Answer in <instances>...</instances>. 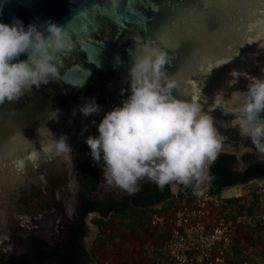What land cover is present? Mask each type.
<instances>
[{"label": "water", "instance_id": "water-1", "mask_svg": "<svg viewBox=\"0 0 264 264\" xmlns=\"http://www.w3.org/2000/svg\"><path fill=\"white\" fill-rule=\"evenodd\" d=\"M167 3L169 11L164 10L161 0H9L4 5L0 20L5 23L16 17L25 26L30 22L51 20L64 27L72 40V48L61 56L62 72L81 64L91 70V76L82 88L63 81H50L39 89L34 87L31 93L17 101L0 105V154L3 155L0 163V251L15 246L20 237L28 234L27 217L16 204L21 190L45 187L53 176L66 177L69 182L65 200L75 211L80 204V166L87 163L102 171L93 161L85 139L98 135L96 125L103 115L120 105L129 94L125 91L121 95V89L128 88L124 82L129 61L126 49L155 45L153 41L159 39L158 34L170 25L171 30L165 38L168 43L190 32L198 37L194 44L182 43L177 50L166 49L174 59L165 69L178 81L177 95L182 98L196 96L203 110L210 111L217 121L223 142L209 167V175L221 155L240 158L255 151L250 138H241L236 128L220 126L221 121L230 122L234 116L222 114L220 108H215V94L222 87L225 95L234 89L244 90L251 78L264 75V32L260 26L250 27L251 34L246 40L238 41L236 36L262 18L258 0H167ZM157 7L160 11L155 10ZM99 48L101 67L97 68L87 61L85 52ZM208 55L219 58L202 76L192 78L194 70ZM116 56L123 63L114 67ZM25 58L24 55L20 57ZM227 80L234 81L231 88L225 84ZM92 97L102 107L99 115L83 117L78 110L73 115V110L78 109L84 98ZM46 109H59L57 119L46 120L49 115ZM85 127L87 130L83 131ZM52 134L57 139L68 136L72 161L42 158L38 167L28 164L23 173H17L10 161L19 155H9L14 139L17 146L21 139H27L30 146L27 155L34 147L39 150L40 144L50 142ZM149 182L145 179L139 184ZM202 189L211 191L206 185ZM228 190L222 189V196L229 197L225 194ZM178 194L179 190L173 195ZM23 229L27 231L22 233Z\"/></svg>", "mask_w": 264, "mask_h": 264}, {"label": "clouds", "instance_id": "clouds-1", "mask_svg": "<svg viewBox=\"0 0 264 264\" xmlns=\"http://www.w3.org/2000/svg\"><path fill=\"white\" fill-rule=\"evenodd\" d=\"M8 2L0 0V15ZM262 24L264 20H258L250 27ZM71 48V38L54 21L25 26L16 17L9 23L0 20V105L17 101L34 87L39 89L50 81L84 87L91 76L90 69L78 64L62 72L61 56ZM166 49L155 45L126 49L129 61L124 82L128 88L121 89V95L125 91L129 94L103 115L96 125L98 135L85 139L93 161L102 169V182L130 195L139 190V182L145 179L161 190L168 186L173 194L191 187L199 195L211 179L209 167L223 142L217 121L210 111L203 110L197 97L177 95L178 81L165 69L174 56ZM100 51L85 52L87 61L97 68L101 67ZM22 55L26 58L20 59ZM122 63L116 56L113 66ZM233 83L225 81L229 88ZM215 96V108L234 116L230 122L221 121L220 126L236 128L239 136L250 138L256 152L264 157V75L251 78L244 90L234 89L225 95L222 87ZM77 110L89 117L99 115L102 107L92 97L84 98L73 115ZM45 111L49 113L46 120H56L60 112ZM86 130L85 127L83 131ZM71 153L68 136L57 139L52 134L50 142L40 144L39 150L34 147L10 164L17 173H23L28 164L38 167L42 158L72 161Z\"/></svg>", "mask_w": 264, "mask_h": 264}, {"label": "flooded vegetation", "instance_id": "flooded-vegetation-1", "mask_svg": "<svg viewBox=\"0 0 264 264\" xmlns=\"http://www.w3.org/2000/svg\"><path fill=\"white\" fill-rule=\"evenodd\" d=\"M220 159L219 157L210 169L211 184L207 183L206 186L211 189L216 184L221 185L222 190L247 183L264 182V171L261 174V170H252L264 161V157L256 150L240 158L234 157L231 161L229 158L225 162ZM220 163L224 165L223 168ZM80 169V204L75 211L72 204L65 200L69 182L66 177L53 176L45 187L21 190L16 204L27 217L28 234L20 237L15 246L0 251V264H103L96 251L87 249L84 245L87 235L86 219L90 214L97 213L103 220L110 215L121 217L137 210H146L148 214V210L158 206L163 208L169 201L164 199L153 204V198L147 196L142 201L146 204L144 207H134L135 195L146 183L139 184V190L130 195L102 183V171L98 167L86 163ZM26 231L23 229L22 233ZM137 241V247L140 248V239L137 238ZM130 242L126 240L128 246H131ZM133 242L134 240L132 244ZM134 255L137 259L136 253Z\"/></svg>", "mask_w": 264, "mask_h": 264}, {"label": "built area", "instance_id": "built-area-1", "mask_svg": "<svg viewBox=\"0 0 264 264\" xmlns=\"http://www.w3.org/2000/svg\"><path fill=\"white\" fill-rule=\"evenodd\" d=\"M237 187H241L240 196L224 197L221 192L202 189L199 195L189 194L168 212H162L164 207H155L156 211L144 219L150 229L142 235L143 255L138 258L144 264H251L248 260L242 263L235 250L239 248L249 256L246 251L251 246H261L264 182L232 186L229 190ZM227 199L229 204L224 201ZM258 264H264V260Z\"/></svg>", "mask_w": 264, "mask_h": 264}, {"label": "rangeland", "instance_id": "rangeland-1", "mask_svg": "<svg viewBox=\"0 0 264 264\" xmlns=\"http://www.w3.org/2000/svg\"><path fill=\"white\" fill-rule=\"evenodd\" d=\"M141 216L143 220L139 224ZM146 217L147 213L137 211L129 212L121 217L110 215L106 220H103V217L97 213L90 214L86 219L87 235L84 245L87 249H94L103 264H135L134 254L136 253L138 257L143 255L141 249L137 247V238L142 240V235L148 233L147 228L150 229L148 223L144 222ZM249 230H251V225H248L247 231ZM260 239V247H252L248 244L247 246L251 248L246 251L257 263L261 260L258 254H264V237ZM126 240L131 241V246H128ZM132 240H134L133 244Z\"/></svg>", "mask_w": 264, "mask_h": 264}, {"label": "snow or ice", "instance_id": "snow-or-ice-1", "mask_svg": "<svg viewBox=\"0 0 264 264\" xmlns=\"http://www.w3.org/2000/svg\"><path fill=\"white\" fill-rule=\"evenodd\" d=\"M161 2H162L164 10L169 11L170 6L168 5L167 0H161ZM258 8L262 10L261 11L262 18L260 20H264V0H258ZM155 10L160 11V7H157ZM249 28L250 26L246 27L243 32L236 34L238 41L246 40L248 38V36L251 34L249 31ZM170 30H171V25L168 28L162 29L161 32L158 34L159 39L154 40L153 43L158 47L163 46V47H166L167 49L177 50L182 46V43H193L194 44L198 40V37L194 33L190 32L185 35H178L174 38V41L172 43H168L165 38L168 36V33ZM260 30L261 32H264V24L260 25ZM140 43L143 44V41H141ZM218 58H219L218 56L214 57L212 55L205 56L202 59L201 63L197 66V68L192 73V78L202 76L203 73L206 72L207 69L211 67L212 64L217 62ZM13 144H14V147L10 149L9 151L10 156L26 155V152L30 148L27 140H24V139L20 140L19 146L15 144V139L13 141ZM2 162H3V155L0 154V163Z\"/></svg>", "mask_w": 264, "mask_h": 264}, {"label": "trees", "instance_id": "trees-1", "mask_svg": "<svg viewBox=\"0 0 264 264\" xmlns=\"http://www.w3.org/2000/svg\"><path fill=\"white\" fill-rule=\"evenodd\" d=\"M220 160L221 161H227V159L229 158L230 161L234 159V156H228V155H221L220 156ZM220 165L222 166V168L224 167V165H222L220 163ZM253 169H258L261 170V174L262 171H264V161H262L260 164H258L257 166H254L252 168ZM252 172V171H251ZM252 174V173H251ZM221 185H215L211 191L219 193L221 191L220 189ZM222 187V186H221ZM193 193V190L191 187L189 188H182L181 191L179 192L178 196H175L171 193V191L169 190L168 186H165L163 190L159 189L155 183L149 182L143 185V188L141 191L137 192L136 196V200L134 201L133 205L135 206H140V207H144V203H142V201L145 198H148L147 196H151L152 202L153 204L162 201L164 199H169L167 205L162 209V212H168L170 211L172 208L176 207L178 204L182 203L184 198L187 197L189 194ZM256 200L258 199V197L255 198ZM225 203L229 204V199L224 200ZM235 201V200H233ZM230 201V202H233ZM242 207H244L242 205ZM149 212L153 213L156 210L155 209H151L148 210ZM138 213H147L146 210H137ZM107 214V213H106ZM105 214V215H106ZM141 220H143V218L139 219V224L141 222ZM259 223V222H258ZM235 254L239 256L240 261L243 263L244 261L250 260L251 264H258L255 260L251 259L249 256H246L242 253V251L238 248L235 250ZM261 261V260H259Z\"/></svg>", "mask_w": 264, "mask_h": 264}, {"label": "bare ground", "instance_id": "bare-ground-1", "mask_svg": "<svg viewBox=\"0 0 264 264\" xmlns=\"http://www.w3.org/2000/svg\"><path fill=\"white\" fill-rule=\"evenodd\" d=\"M226 196H240L241 195V187L233 188L231 190H228L226 193Z\"/></svg>", "mask_w": 264, "mask_h": 264}, {"label": "crops", "instance_id": "crops-1", "mask_svg": "<svg viewBox=\"0 0 264 264\" xmlns=\"http://www.w3.org/2000/svg\"><path fill=\"white\" fill-rule=\"evenodd\" d=\"M258 254V253H257ZM249 257L251 258V259H254L253 258V256L252 255H249ZM261 258L262 260H264L263 259V257H264V254L262 255V254H258V258ZM137 258H138V256H137ZM249 261V263H250V260H248ZM136 263L135 264H144V261L142 260V259H140V258H138V259H136V261H135Z\"/></svg>", "mask_w": 264, "mask_h": 264}]
</instances>
